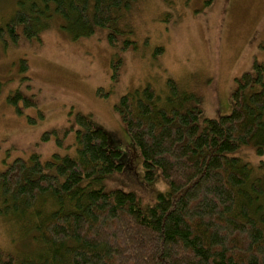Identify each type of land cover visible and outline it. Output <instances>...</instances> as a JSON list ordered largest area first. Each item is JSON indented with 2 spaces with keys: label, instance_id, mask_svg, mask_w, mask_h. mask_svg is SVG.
Returning a JSON list of instances; mask_svg holds the SVG:
<instances>
[{
  "label": "trees",
  "instance_id": "1",
  "mask_svg": "<svg viewBox=\"0 0 264 264\" xmlns=\"http://www.w3.org/2000/svg\"><path fill=\"white\" fill-rule=\"evenodd\" d=\"M132 1L29 0L6 22L0 17V41H17L20 26L32 37L50 11L75 36L90 35L110 27L115 11ZM169 87L165 104L151 84L116 104L141 151L145 178L161 175L169 189L152 202L104 189L103 179L123 169L121 151L109 150L105 129L77 112L76 155L33 154L0 170V213L16 217L22 243L34 245L0 247V264H264V161L255 170L236 155L252 144L264 153V64L255 61L237 78L232 112L216 118L175 104L178 83L171 79ZM20 97L17 91L9 98L16 105Z\"/></svg>",
  "mask_w": 264,
  "mask_h": 264
},
{
  "label": "rangeland",
  "instance_id": "2",
  "mask_svg": "<svg viewBox=\"0 0 264 264\" xmlns=\"http://www.w3.org/2000/svg\"><path fill=\"white\" fill-rule=\"evenodd\" d=\"M28 3L0 0L2 22ZM50 13L40 18L32 37L20 26L17 41H0V170L33 154L42 160L55 153L76 155L72 121L81 112L105 129L109 150L121 151L117 159L123 169L108 174L103 188L156 201L169 184L161 175L145 178L141 151L116 109L122 95L151 84L165 104L174 79L175 104L198 106L202 118H216L232 112L237 78L255 61L264 64V0H133L129 8L115 11L110 27L80 36L63 26L59 13ZM17 91L23 97L15 105L9 97ZM25 98L35 103L26 105ZM46 132L51 134L45 140ZM236 155L255 170L264 161L254 144ZM16 219L0 213L4 250L26 247ZM28 246L25 250L34 247Z\"/></svg>",
  "mask_w": 264,
  "mask_h": 264
}]
</instances>
